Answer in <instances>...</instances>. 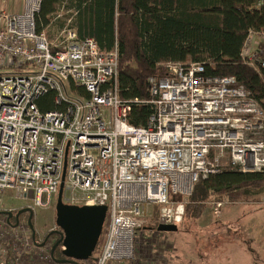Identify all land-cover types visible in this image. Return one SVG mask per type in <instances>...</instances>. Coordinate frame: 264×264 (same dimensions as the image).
Returning a JSON list of instances; mask_svg holds the SVG:
<instances>
[{
  "label": "built area",
  "instance_id": "built-area-1",
  "mask_svg": "<svg viewBox=\"0 0 264 264\" xmlns=\"http://www.w3.org/2000/svg\"><path fill=\"white\" fill-rule=\"evenodd\" d=\"M21 7L0 4V193L24 202L0 210V264L60 263L56 225L42 235L20 217L15 225V213L27 208L35 219L37 208L48 209L64 168V203L106 206L95 264L132 260L149 207L158 224L180 223L195 184L223 166L264 172V111L234 76H208L203 62H166L164 75L148 78L153 112L136 126L117 93V44L102 51L67 24L62 44H52L36 29L40 0ZM263 46L264 32L249 30L241 61L264 69ZM51 92L55 108L40 110L38 99ZM213 206L219 213L222 203Z\"/></svg>",
  "mask_w": 264,
  "mask_h": 264
},
{
  "label": "trees",
  "instance_id": "trees-1",
  "mask_svg": "<svg viewBox=\"0 0 264 264\" xmlns=\"http://www.w3.org/2000/svg\"><path fill=\"white\" fill-rule=\"evenodd\" d=\"M59 7L70 13V22L59 25L67 24L77 39L93 38L102 51L117 44V93L130 104V123L146 125L153 112L147 103L148 78L164 75L169 61L203 62L208 76H234L264 111V69L255 70L240 56L249 30L264 32V0H40L37 31L57 24ZM53 96L51 92L38 99L40 110L55 108ZM251 188H264V172L225 165L195 184L184 214L195 218L209 198L233 202ZM153 225L156 229L157 216ZM58 238L55 235V241ZM52 255L56 263L62 258L60 245ZM96 257L92 254L80 263L95 264Z\"/></svg>",
  "mask_w": 264,
  "mask_h": 264
},
{
  "label": "rangeland",
  "instance_id": "rangeland-1",
  "mask_svg": "<svg viewBox=\"0 0 264 264\" xmlns=\"http://www.w3.org/2000/svg\"><path fill=\"white\" fill-rule=\"evenodd\" d=\"M4 2L0 4L15 12L21 10L23 0ZM57 12H60L59 21L46 28L45 33L52 44L60 46L64 36L59 24L66 22L70 13L61 11V7ZM52 201L48 209H36L33 225L42 235L55 225L56 199ZM216 201L209 198L199 216L194 218L185 213L176 224V231L161 233L153 225L158 210L149 207L146 213L150 216L144 218L137 231L134 258L113 264H264V188L248 189L244 197L233 202L219 199L222 203L219 213L214 210ZM23 204L14 199L11 190L0 193V210L19 208ZM105 232L104 225L93 252L95 257L103 246ZM36 261L32 258L23 260L22 264H36Z\"/></svg>",
  "mask_w": 264,
  "mask_h": 264
},
{
  "label": "water",
  "instance_id": "water-1",
  "mask_svg": "<svg viewBox=\"0 0 264 264\" xmlns=\"http://www.w3.org/2000/svg\"><path fill=\"white\" fill-rule=\"evenodd\" d=\"M65 168L61 176V183L55 202V225L58 230L53 232L59 234V239L53 245L52 251L57 244L62 246L61 254L64 256L57 262L69 261L74 264H80V261L86 260L92 256L101 236L105 218V205H70L62 201V188L64 181ZM27 208H21L15 213V225L18 224L19 215L26 212ZM29 212V211H28ZM8 219L12 212H6ZM32 215L29 212L27 223L33 227L31 221ZM176 224H158L156 230L159 232L176 231Z\"/></svg>",
  "mask_w": 264,
  "mask_h": 264
},
{
  "label": "flooded vegetation",
  "instance_id": "flooded-vegetation-1",
  "mask_svg": "<svg viewBox=\"0 0 264 264\" xmlns=\"http://www.w3.org/2000/svg\"><path fill=\"white\" fill-rule=\"evenodd\" d=\"M21 215H23V216H28V212H23V213H21L19 216H21ZM56 236H58L57 235V233L55 234ZM55 235H53L54 237H55ZM59 239V238H58ZM57 241H54V244L56 243ZM53 244V245H54ZM60 244H57L56 246H55V248H54V250L53 251H56L57 250V247L59 246ZM60 250H61V247H60ZM62 258H64V256H62ZM61 258V259H62ZM62 263H64V264H74V263H71V262H69V261H66V262H62ZM80 263V262H79ZM81 264V263H80Z\"/></svg>",
  "mask_w": 264,
  "mask_h": 264
},
{
  "label": "crops",
  "instance_id": "crops-1",
  "mask_svg": "<svg viewBox=\"0 0 264 264\" xmlns=\"http://www.w3.org/2000/svg\"><path fill=\"white\" fill-rule=\"evenodd\" d=\"M4 1H6V0H3V2H4ZM1 2H2V1H1ZM4 3H5V2H4ZM20 6H21V4H20ZM159 233H161V232H159Z\"/></svg>",
  "mask_w": 264,
  "mask_h": 264
},
{
  "label": "bare ground",
  "instance_id": "bare-ground-1",
  "mask_svg": "<svg viewBox=\"0 0 264 264\" xmlns=\"http://www.w3.org/2000/svg\"><path fill=\"white\" fill-rule=\"evenodd\" d=\"M73 15V14H72ZM72 19V18H71Z\"/></svg>",
  "mask_w": 264,
  "mask_h": 264
}]
</instances>
